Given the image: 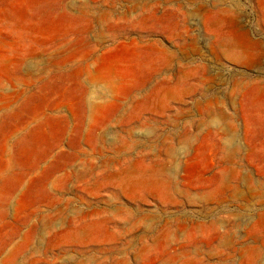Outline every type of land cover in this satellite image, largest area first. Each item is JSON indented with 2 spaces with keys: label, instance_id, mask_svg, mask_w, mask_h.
<instances>
[{
  "label": "rangeland",
  "instance_id": "1",
  "mask_svg": "<svg viewBox=\"0 0 264 264\" xmlns=\"http://www.w3.org/2000/svg\"><path fill=\"white\" fill-rule=\"evenodd\" d=\"M0 264H264V0H0Z\"/></svg>",
  "mask_w": 264,
  "mask_h": 264
}]
</instances>
